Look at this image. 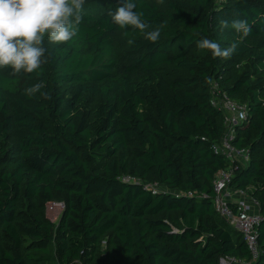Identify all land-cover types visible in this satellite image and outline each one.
Listing matches in <instances>:
<instances>
[{
    "label": "trees",
    "instance_id": "obj_1",
    "mask_svg": "<svg viewBox=\"0 0 264 264\" xmlns=\"http://www.w3.org/2000/svg\"><path fill=\"white\" fill-rule=\"evenodd\" d=\"M123 3L86 0L77 36L46 40L37 73L0 72V264L251 260L203 196L235 168L213 150L226 130L212 104L216 84L248 108L233 145L251 160L231 188L264 215V0H138L160 30L155 43L111 22ZM222 20H246L252 32L240 40ZM204 37L240 43L214 58L197 47ZM37 83L46 97L26 94ZM49 203L65 205L57 224ZM258 231L254 264H264V221Z\"/></svg>",
    "mask_w": 264,
    "mask_h": 264
},
{
    "label": "clouds",
    "instance_id": "obj_2",
    "mask_svg": "<svg viewBox=\"0 0 264 264\" xmlns=\"http://www.w3.org/2000/svg\"><path fill=\"white\" fill-rule=\"evenodd\" d=\"M85 3L86 0H0V72L7 71L13 76L37 73L47 62L46 40L51 44H67L77 36L84 21ZM137 6L138 0H124L109 13L111 22L125 31H139L147 41L155 43L160 30L145 21ZM220 27L233 31L240 40L252 32L246 20L230 24L222 20ZM240 40L222 47L218 41L204 37L197 47L214 58L228 59L236 52ZM26 94L46 97L42 83L27 88Z\"/></svg>",
    "mask_w": 264,
    "mask_h": 264
},
{
    "label": "built area",
    "instance_id": "obj_3",
    "mask_svg": "<svg viewBox=\"0 0 264 264\" xmlns=\"http://www.w3.org/2000/svg\"><path fill=\"white\" fill-rule=\"evenodd\" d=\"M212 104L223 112L225 118V133L220 142L213 147L216 155L228 160L235 168L220 171L213 182V195L203 198L212 200L216 213L223 218L230 227L241 234L251 254L250 262H241L232 258L222 259L220 264H254L260 257L259 227L264 221L261 204L247 191L234 190L231 183L239 166L249 165L251 156L247 149H237L233 145L236 129L249 120V111L245 105L232 101L228 96L220 93L214 84ZM126 183L130 179L125 180ZM63 203H49L47 213L53 215L51 222L55 223L64 211Z\"/></svg>",
    "mask_w": 264,
    "mask_h": 264
},
{
    "label": "rangeland",
    "instance_id": "obj_4",
    "mask_svg": "<svg viewBox=\"0 0 264 264\" xmlns=\"http://www.w3.org/2000/svg\"><path fill=\"white\" fill-rule=\"evenodd\" d=\"M46 214H47V217H48L49 219H51V218L54 217L53 215L48 214L47 211H46ZM58 222H59V218H58V220L55 221V223L57 224Z\"/></svg>",
    "mask_w": 264,
    "mask_h": 264
}]
</instances>
